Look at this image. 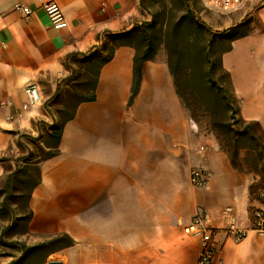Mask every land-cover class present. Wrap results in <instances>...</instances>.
I'll return each mask as SVG.
<instances>
[{
    "label": "crops",
    "instance_id": "crops-1",
    "mask_svg": "<svg viewBox=\"0 0 264 264\" xmlns=\"http://www.w3.org/2000/svg\"><path fill=\"white\" fill-rule=\"evenodd\" d=\"M46 2L58 4L65 26L50 24ZM17 3L32 13L24 17L14 10ZM254 15L258 28L232 40L221 58L240 117L264 129V1ZM147 20L140 0H0V102L10 103L0 107V181L47 150L41 140L57 124L55 97L73 80V59ZM134 53L131 46L115 49L100 68L95 99L76 106L58 153L39 163L28 233L16 244L34 246L61 233L74 239L44 264H196L201 240L183 226L199 213L214 229V264H264V232L252 225L264 198L250 195L252 174L233 167L214 137L198 131L163 49L145 62L128 105ZM32 83L41 99L23 108L24 87ZM200 164L211 173L203 189L189 180ZM232 222L244 231L239 240L225 231ZM20 255L0 252V264Z\"/></svg>",
    "mask_w": 264,
    "mask_h": 264
},
{
    "label": "trees",
    "instance_id": "trees-1",
    "mask_svg": "<svg viewBox=\"0 0 264 264\" xmlns=\"http://www.w3.org/2000/svg\"><path fill=\"white\" fill-rule=\"evenodd\" d=\"M188 3L189 0H140L142 9L146 13L150 11V20L142 21L128 32L108 35L84 59H73L76 69L72 81L75 82L68 96L74 99L71 111L41 140L47 150L41 149L34 159L25 161L0 181V244L5 243L3 238L28 233L32 218L29 200L40 182L39 163L58 153L64 123L74 116L80 102L95 99L100 68L120 46H131L135 51L134 84L128 105L139 91L145 62L153 60L162 47L175 91L190 119L197 127L205 120L232 166L257 178V185L252 182L249 191L252 197L261 199L259 194L255 196V188L264 191V129L258 122L240 117L231 78L221 58L222 53L230 49L232 40L249 31L232 34L236 26L229 33H215L196 19ZM215 34H219L221 40L214 42ZM14 207L20 208L19 211ZM5 221L8 223L3 226ZM74 243L72 237L61 233L34 246L23 242L6 244L12 248L16 245L21 251L19 258L9 264H44L49 255Z\"/></svg>",
    "mask_w": 264,
    "mask_h": 264
},
{
    "label": "built area",
    "instance_id": "built-area-1",
    "mask_svg": "<svg viewBox=\"0 0 264 264\" xmlns=\"http://www.w3.org/2000/svg\"><path fill=\"white\" fill-rule=\"evenodd\" d=\"M243 1L244 0H201V3L209 10L230 12L238 8ZM42 7L50 24L54 28L65 26L66 22L64 15L57 3L46 2ZM14 10L20 12L24 17H28L32 13V9L29 6L20 3L14 5ZM24 95L25 100L22 103L23 108L38 103L41 99L39 88L34 83L24 87ZM9 105V102H0V107ZM210 176V171L201 164L192 167L189 171L190 183L201 189L207 187ZM259 196L260 198H264V191H261ZM252 225L254 229L264 232V209L254 210ZM225 231L232 235L235 240H239L244 235V231L237 228L233 222L226 227ZM183 232L186 235L198 236L201 240V249L198 253L196 264H214L215 247L212 240L214 229L206 225L204 215L199 213L194 215L189 222L184 224Z\"/></svg>",
    "mask_w": 264,
    "mask_h": 264
},
{
    "label": "rangeland",
    "instance_id": "rangeland-1",
    "mask_svg": "<svg viewBox=\"0 0 264 264\" xmlns=\"http://www.w3.org/2000/svg\"><path fill=\"white\" fill-rule=\"evenodd\" d=\"M264 0H244L243 3L236 9L230 12H218L214 10L206 9L200 0H189V3L192 8V13L196 17L197 20L201 21L206 27L210 28L212 31L219 32L220 29H224L225 26H228L234 22L237 23L236 30L232 34H238L242 32V30L251 31L253 29L258 28V20L254 15V9ZM170 4H168L169 7ZM150 12V11H148ZM147 12V14H148ZM232 15L238 16L237 19H233ZM151 16L148 14V20H150ZM221 40L219 34L214 35V42ZM162 49V47H161ZM76 67V66H75ZM72 83L66 85L65 87L61 88L59 94L56 97V115L57 120L60 121L62 117L66 116L71 111V106L73 104L74 99L68 98L69 94L73 92ZM198 131L202 134H209L212 135L215 139V135L209 131L208 126L206 125L205 120H202L200 125L198 126ZM216 140V139H215ZM45 152H42L44 155ZM242 155V153H241ZM22 165V164H21ZM253 176V174H252ZM254 178V176H253ZM253 184L257 185V178H254ZM254 185V188H255ZM262 191V189L255 188V196ZM16 212H18L20 208H16ZM8 221L4 222L5 226ZM19 236H12L3 238L5 243L0 244V252H11L16 251L17 246L15 245L13 248L6 245V244H15L18 243L17 238ZM14 249V250H13ZM17 257L16 259H18Z\"/></svg>",
    "mask_w": 264,
    "mask_h": 264
}]
</instances>
